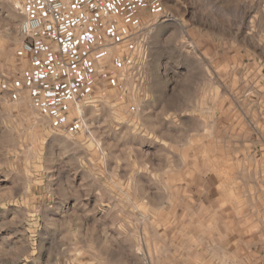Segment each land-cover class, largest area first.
Wrapping results in <instances>:
<instances>
[{
  "label": "rangeland",
  "instance_id": "1",
  "mask_svg": "<svg viewBox=\"0 0 264 264\" xmlns=\"http://www.w3.org/2000/svg\"><path fill=\"white\" fill-rule=\"evenodd\" d=\"M45 1L0 0V264H264V0Z\"/></svg>",
  "mask_w": 264,
  "mask_h": 264
},
{
  "label": "built area",
  "instance_id": "2",
  "mask_svg": "<svg viewBox=\"0 0 264 264\" xmlns=\"http://www.w3.org/2000/svg\"><path fill=\"white\" fill-rule=\"evenodd\" d=\"M84 2L85 4H92L94 0H84ZM61 6H62V3L55 1V0H52V1L46 0L44 2V10L48 14L51 22L55 25H58L63 19V13L61 11ZM40 20L41 19L37 16H29L25 22H29L30 23L29 30H33L41 26L42 21ZM25 22L23 23V25L25 24ZM23 25H22V30L25 31L23 28ZM23 49L26 51H32L33 47L29 43H24Z\"/></svg>",
  "mask_w": 264,
  "mask_h": 264
},
{
  "label": "clouds",
  "instance_id": "3",
  "mask_svg": "<svg viewBox=\"0 0 264 264\" xmlns=\"http://www.w3.org/2000/svg\"><path fill=\"white\" fill-rule=\"evenodd\" d=\"M23 28H24V30L26 32L29 31V29H30V23L29 22H25V24L23 25Z\"/></svg>",
  "mask_w": 264,
  "mask_h": 264
}]
</instances>
